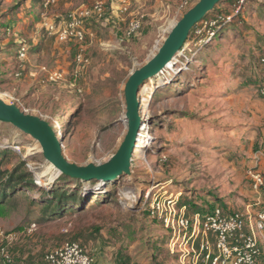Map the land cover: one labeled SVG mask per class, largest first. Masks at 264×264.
Segmentation results:
<instances>
[{
  "label": "rangeland",
  "instance_id": "obj_1",
  "mask_svg": "<svg viewBox=\"0 0 264 264\" xmlns=\"http://www.w3.org/2000/svg\"><path fill=\"white\" fill-rule=\"evenodd\" d=\"M95 1L56 0L45 8L40 0H0V99L45 120L64 157L78 165H101L117 152L128 131L129 76L198 0H132L123 20L108 12L103 22L81 18ZM217 11L240 15L209 29ZM47 24L81 29L83 39L68 34L60 41ZM263 56L264 0H220L190 29L173 65L140 85L141 135L130 171L99 189L92 190L96 179L59 178L38 140L0 121V169L24 162L36 184L7 196L6 210L0 206V251L14 255L19 240L28 239L27 249L45 264L49 250L76 241L112 264H206L200 237L192 249V238L170 243L172 232L147 214L144 193H172L189 217L214 205L244 212L236 208L251 187L247 172L264 148ZM55 188L76 201L45 212L42 201Z\"/></svg>",
  "mask_w": 264,
  "mask_h": 264
},
{
  "label": "built area",
  "instance_id": "obj_2",
  "mask_svg": "<svg viewBox=\"0 0 264 264\" xmlns=\"http://www.w3.org/2000/svg\"><path fill=\"white\" fill-rule=\"evenodd\" d=\"M56 0H40L43 7L47 8ZM129 0H96L86 11L80 12V17L88 18L92 15L101 18L106 7L112 10L126 9ZM233 15L218 16L209 25L214 27L219 21L228 23ZM131 24V23H130ZM133 25V26H132ZM131 29L139 27L138 21L131 24ZM54 24H47L46 29L49 34H55L60 41L67 39L68 34L76 39H83V31L77 30L68 33L65 27L54 30ZM213 31V32H212ZM211 34H215L212 30ZM260 63L264 65V56L260 58ZM259 93L264 96V84L259 86ZM248 177L252 188L257 192H264V173L250 168ZM151 187L144 193L145 198H149V214L159 219L164 227L171 231L170 243L174 246L182 238L188 242L191 238V249L195 239L200 237V251L204 253L206 264H264V248L261 244V237L264 234V206L255 213L246 212H224L216 206L203 214L196 212L192 217L186 215V206L177 208L176 196L154 194L150 198ZM149 192V193H148ZM32 223L27 232L35 230ZM190 230L187 234V230ZM183 233V236H181ZM213 241V242H211ZM2 260L9 264L11 257L4 248L0 251ZM185 259V255L182 257ZM49 264H97L92 256L75 241H66L57 248H54L45 255Z\"/></svg>",
  "mask_w": 264,
  "mask_h": 264
},
{
  "label": "water",
  "instance_id": "obj_3",
  "mask_svg": "<svg viewBox=\"0 0 264 264\" xmlns=\"http://www.w3.org/2000/svg\"><path fill=\"white\" fill-rule=\"evenodd\" d=\"M220 0H198L172 27L157 53L128 78L125 89L126 119L128 131L123 142L112 158L104 164L78 165L69 162L62 153L60 140L55 131L43 119L25 113L15 104H7L0 99V121L11 123L26 134L38 140L44 157L60 174L79 180L109 181L130 171L132 154L136 148L142 119L139 115L137 93L140 85L147 79L157 76L166 64L174 60L190 29L198 23Z\"/></svg>",
  "mask_w": 264,
  "mask_h": 264
},
{
  "label": "trees",
  "instance_id": "obj_4",
  "mask_svg": "<svg viewBox=\"0 0 264 264\" xmlns=\"http://www.w3.org/2000/svg\"><path fill=\"white\" fill-rule=\"evenodd\" d=\"M56 2V1H55ZM53 4H55V3H53ZM52 4V5H53ZM106 12H108V7H106V10H105V14H107ZM218 12V14H221V15H218V16H227V15H230V13L229 14H226V15H222V12H220V11H217ZM238 14H239V12H237ZM233 15V17L231 18V21L230 22H232V21H234V19L235 18H238L239 17V15ZM203 19V18H202ZM202 19L199 21V22H201L202 21ZM104 21V19H103V17H101V18H99V20H98V22H103ZM219 22H221V21H219ZM230 22H228V23H230ZM197 24V23H196ZM211 28H213V27H209V29H211ZM56 36V35H55ZM261 95V94H260ZM263 98H264V96L263 95H261ZM62 177V179H67L68 178V176H66V175H61L59 178H61ZM35 188H36V184H34V181H33V177H32V174L30 173V171L28 172V171H26L25 169H24V162H20V163H18L16 166H14V168L13 169H11V170H1L0 169V206H3L2 208H4V209H2V210H6V208L4 207L5 206V204H6V201H7V199H6V197L7 196H11L12 194H19V193H17V191L18 190H26V191H34L35 190ZM98 189H99V186L97 187ZM47 194H49V192H43V196H46ZM50 194L52 195V197L51 198H45L42 202H43V204L45 205L44 206V211L45 212H48V211H50V210H57V209H59V210H63V209H65V207L69 204V203H72V202H75L76 201V199L74 198V197H70L69 195H67L66 194V192L64 191V190H58V189H53L51 192H50ZM24 198H30L29 196H25ZM54 199H56L57 201H56V205L55 206H53V207H50L51 206V204L54 202ZM216 207V206H215ZM219 207V206H218ZM67 210H81L82 208H80V209H76V208H74V209H71L70 207L69 208H66ZM213 209V208H212ZM222 209V208H221ZM211 209H209V210H207V212L208 211H210ZM223 210V209H222ZM147 211V214L150 216V217H152L150 214H149V212H148V210H146ZM224 212H235V211H225V210H223ZM55 214V213H54ZM186 215H187V211H186ZM188 216V215H187ZM189 217V216H188ZM155 218V217H154ZM66 242V241H65ZM76 242V241H75ZM64 243V242H63ZM62 243V244H63ZM62 244H60V245H62ZM79 245L84 249V251L87 253V254H89L90 256H92V254H90L89 253V251L86 249V247H84V246H82L80 243H79ZM51 250H53V249H51ZM51 250H49L48 252H50ZM47 252V253H48ZM46 253V254H47ZM45 254V255H46ZM10 255V257H11V262L9 263V264H15V258H14V255H11V254H9ZM45 255H44V257H43V260H44V263L45 264H49L48 262H47V260L45 259ZM93 257V256H92ZM94 258V260H95V262L97 263V264H100V263H98L97 261H96V259H95V257H93ZM2 263L3 264H6L3 260H2ZM109 264H112V263H109Z\"/></svg>",
  "mask_w": 264,
  "mask_h": 264
},
{
  "label": "crops",
  "instance_id": "obj_5",
  "mask_svg": "<svg viewBox=\"0 0 264 264\" xmlns=\"http://www.w3.org/2000/svg\"><path fill=\"white\" fill-rule=\"evenodd\" d=\"M131 1L132 0L128 1L129 4L126 9H117L115 7L112 10L108 9V14L110 18L112 20H114V18L123 20L122 17L124 15L126 14L130 15L131 12L129 11V6L131 5ZM253 160L254 161L251 166H254L255 167L254 169L264 173V148L260 150V152H258V155H255V158ZM208 202L210 204L212 203L209 200ZM215 206H218V205H214L212 208H214ZM238 206H240L236 208L238 210H242L244 212L249 211V212L255 213L259 209H262L264 206V192H257L251 186L246 199H244L243 204L238 205ZM224 208H226V210H231V209H235V206L231 207L230 204H227ZM36 239H33L30 242H36ZM19 242H20L19 246L22 249L14 252L15 264H38V262L41 260L40 253H38L34 249H31V250L27 249V246H29L27 244H30L29 240L21 238ZM261 244H262V247L264 248V234L261 237ZM109 258L110 257L99 256V254L95 255L96 261L100 264H109L110 263Z\"/></svg>",
  "mask_w": 264,
  "mask_h": 264
},
{
  "label": "bare ground",
  "instance_id": "obj_6",
  "mask_svg": "<svg viewBox=\"0 0 264 264\" xmlns=\"http://www.w3.org/2000/svg\"><path fill=\"white\" fill-rule=\"evenodd\" d=\"M173 60H171V61H169L167 64H166V66H165V68L164 69H167V68H170L173 64V62H172ZM151 79V78H150ZM142 131V130H141ZM140 135H141V132L140 133H138V137H140ZM58 137H60L59 135H58ZM57 136H56V138L57 139H59ZM54 169L56 170V174L59 172L55 167H54ZM55 174V175H56ZM102 183H104L103 181H101V180H97L96 182H95V186L92 188V190H94V189H96L98 186L100 187L101 185H102Z\"/></svg>",
  "mask_w": 264,
  "mask_h": 264
},
{
  "label": "clouds",
  "instance_id": "obj_7",
  "mask_svg": "<svg viewBox=\"0 0 264 264\" xmlns=\"http://www.w3.org/2000/svg\"><path fill=\"white\" fill-rule=\"evenodd\" d=\"M137 95H138V93H137ZM137 100H138V98H137Z\"/></svg>",
  "mask_w": 264,
  "mask_h": 264
}]
</instances>
